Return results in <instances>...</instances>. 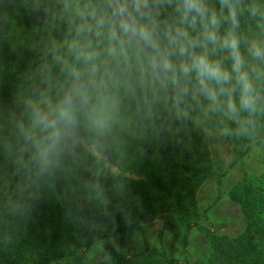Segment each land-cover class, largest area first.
<instances>
[{
	"label": "clouds",
	"instance_id": "1",
	"mask_svg": "<svg viewBox=\"0 0 264 264\" xmlns=\"http://www.w3.org/2000/svg\"><path fill=\"white\" fill-rule=\"evenodd\" d=\"M6 73L0 264H33L23 241L52 198L78 241L53 264H112L106 224L83 210L110 217L107 181L126 200L125 165L147 146L264 150V0H0Z\"/></svg>",
	"mask_w": 264,
	"mask_h": 264
},
{
	"label": "trees",
	"instance_id": "2",
	"mask_svg": "<svg viewBox=\"0 0 264 264\" xmlns=\"http://www.w3.org/2000/svg\"><path fill=\"white\" fill-rule=\"evenodd\" d=\"M14 58V57H13ZM14 77L6 73L0 83V95L8 96ZM199 138L191 149L178 145L154 143L137 153L125 165L126 200L115 196L111 190L113 181H107L111 216L98 213L95 206L86 207L84 214L98 222L105 223L104 238L112 255V264H196L187 258H172L163 244L139 255L117 253L113 248V238H129L135 233H143L146 224L163 221L160 239L169 226L181 222L195 227L192 220L199 213L198 194L203 184L212 174V162L208 155L200 151ZM236 165L251 150H234ZM221 193V192H220ZM126 204L136 223L129 226L119 205ZM65 207L55 198L45 199L38 207L29 225L24 244L35 253V264H53L63 256V248L69 243H78L76 229L65 219ZM197 227V226H196ZM210 235L214 264H264V246L254 243L253 234L237 236L218 235L211 228H204ZM89 236L88 233H83ZM161 241V240H160Z\"/></svg>",
	"mask_w": 264,
	"mask_h": 264
},
{
	"label": "rangeland",
	"instance_id": "3",
	"mask_svg": "<svg viewBox=\"0 0 264 264\" xmlns=\"http://www.w3.org/2000/svg\"><path fill=\"white\" fill-rule=\"evenodd\" d=\"M226 152L213 150L212 174L199 190V213L191 221L197 227L190 228L177 218L179 223L169 226L160 239L163 221L148 223L143 233L112 239L121 249L120 253L139 255L147 245L150 249H159L162 243L172 258L214 264L210 235L204 228L225 236L250 232L254 243L264 246V150H251L236 165H233L235 151ZM229 155L234 158L230 160Z\"/></svg>",
	"mask_w": 264,
	"mask_h": 264
}]
</instances>
